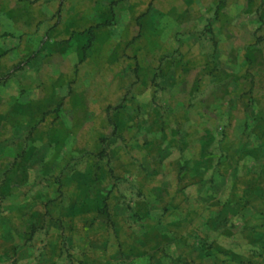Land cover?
I'll return each mask as SVG.
<instances>
[{
	"label": "rangeland",
	"instance_id": "rangeland-1",
	"mask_svg": "<svg viewBox=\"0 0 264 264\" xmlns=\"http://www.w3.org/2000/svg\"><path fill=\"white\" fill-rule=\"evenodd\" d=\"M0 264H264V0H0Z\"/></svg>",
	"mask_w": 264,
	"mask_h": 264
}]
</instances>
